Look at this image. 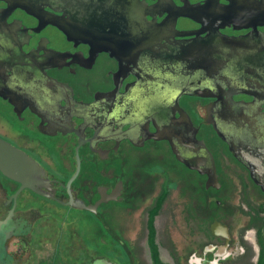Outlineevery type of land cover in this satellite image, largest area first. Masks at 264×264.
<instances>
[{
    "label": "flooded vegetation",
    "instance_id": "af4514ba",
    "mask_svg": "<svg viewBox=\"0 0 264 264\" xmlns=\"http://www.w3.org/2000/svg\"><path fill=\"white\" fill-rule=\"evenodd\" d=\"M113 1L0 0V137L38 161L52 195L0 172L8 264H96L84 260V211L138 208L130 164L146 154L203 189L189 264H251L246 232L264 237V0H140L144 22L117 20ZM235 177L238 239L224 198ZM102 193L115 197L97 212L78 205Z\"/></svg>",
    "mask_w": 264,
    "mask_h": 264
},
{
    "label": "rangeland",
    "instance_id": "374dc122",
    "mask_svg": "<svg viewBox=\"0 0 264 264\" xmlns=\"http://www.w3.org/2000/svg\"><path fill=\"white\" fill-rule=\"evenodd\" d=\"M138 156L140 158L133 156L130 164L134 184L143 189L140 190L138 208L127 210L111 206L105 209L100 217L84 211V260L87 263L89 258L95 255L101 257L97 259L96 264H154L148 245L149 216L143 210L152 202L165 180L164 186L170 191L155 221L160 256L163 261L170 264H189L191 253L200 249L203 243L201 224L197 218L199 211L196 214L194 207H191L192 198L194 196L202 198L203 189L201 186L195 188L194 176L181 167L169 164L164 165V170H161L162 161H158L152 154ZM228 186L232 192L229 197L226 195L224 198L230 204L232 216L227 222L238 239L240 223L243 220L240 219L239 179L236 177L230 179ZM246 236L252 256L245 260L251 259L250 261L254 263L260 251V246L255 241L254 229H248ZM48 246L49 244L46 245ZM39 254L47 255V248Z\"/></svg>",
    "mask_w": 264,
    "mask_h": 264
},
{
    "label": "water",
    "instance_id": "95a60500",
    "mask_svg": "<svg viewBox=\"0 0 264 264\" xmlns=\"http://www.w3.org/2000/svg\"><path fill=\"white\" fill-rule=\"evenodd\" d=\"M58 1L59 0H56L57 3ZM112 5H116L117 20L124 17V14L120 15V13H124L125 10L126 15L131 17V19L134 21L140 20L144 22L146 20L145 15H143L144 4L140 0H115V2L113 1V3L108 4L109 7ZM37 14L46 16L44 17V20L41 18V20L44 22H54L60 24L56 15L48 13L42 6L38 7ZM41 15L39 16L41 17ZM179 159L184 161L181 156H179ZM0 172L6 177L20 182L22 184L21 189L27 187L39 193L52 196L46 191L38 188L40 185H43L45 182H47L46 180L42 179V175L45 174V170L38 163V161L2 137H0ZM216 182L218 183L217 179ZM114 197L115 196L113 194L112 196H109L107 193H102V198L95 204L87 205L84 202H79L78 205L84 209L97 212V208L102 202L108 201ZM11 221V215L5 219H0V264H8L5 258L6 247L4 242L15 231Z\"/></svg>",
    "mask_w": 264,
    "mask_h": 264
},
{
    "label": "trees",
    "instance_id": "16d2710c",
    "mask_svg": "<svg viewBox=\"0 0 264 264\" xmlns=\"http://www.w3.org/2000/svg\"><path fill=\"white\" fill-rule=\"evenodd\" d=\"M169 190L167 186L164 187L162 193L156 199L154 205L148 210V245L151 251V257L154 264H170L162 260L160 256L159 243L156 241L157 228L155 225L156 217L160 214L163 205L167 199ZM264 224V223H263ZM260 252L258 255V261L256 264H264V237H263V226L258 231ZM251 264H255L251 262Z\"/></svg>",
    "mask_w": 264,
    "mask_h": 264
},
{
    "label": "bare ground",
    "instance_id": "6f19581e",
    "mask_svg": "<svg viewBox=\"0 0 264 264\" xmlns=\"http://www.w3.org/2000/svg\"><path fill=\"white\" fill-rule=\"evenodd\" d=\"M44 17H46L45 15H41V18L44 20Z\"/></svg>",
    "mask_w": 264,
    "mask_h": 264
}]
</instances>
